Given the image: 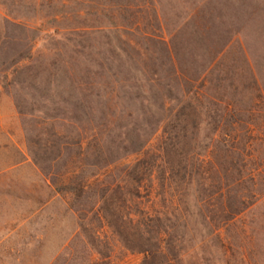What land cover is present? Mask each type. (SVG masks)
<instances>
[{
	"label": "rangeland",
	"instance_id": "rangeland-1",
	"mask_svg": "<svg viewBox=\"0 0 264 264\" xmlns=\"http://www.w3.org/2000/svg\"><path fill=\"white\" fill-rule=\"evenodd\" d=\"M181 128L259 199L197 228L200 264H264V0H0V264H140L102 217L139 208L130 167ZM82 166L75 202L57 187Z\"/></svg>",
	"mask_w": 264,
	"mask_h": 264
},
{
	"label": "trees",
	"instance_id": "trees-1",
	"mask_svg": "<svg viewBox=\"0 0 264 264\" xmlns=\"http://www.w3.org/2000/svg\"><path fill=\"white\" fill-rule=\"evenodd\" d=\"M185 129L168 134L165 147L153 158L144 156L130 167L135 184L132 196L139 199V208L127 213L122 225L114 224L105 215L102 217L126 251L142 255L140 264H200L206 258L195 238L197 228L217 222L224 233L229 232L244 210L259 200L253 193H239L243 179L222 181L219 166L207 155L195 147L186 149L192 135ZM124 139L131 146L130 152H140L144 147L142 143L135 145L138 137L126 135ZM75 144L78 156L85 158L88 147L82 139ZM70 145L68 141L62 142L65 149ZM109 154L108 148L95 138L93 166L102 168L111 163L114 157ZM84 173L83 166L77 171L67 167L62 172V189L57 187L58 190L70 193L77 202L89 185ZM98 175L95 171L91 176L98 178ZM249 179L254 185L253 177ZM105 191L99 195L101 203L105 202ZM75 202L70 207H75Z\"/></svg>",
	"mask_w": 264,
	"mask_h": 264
}]
</instances>
